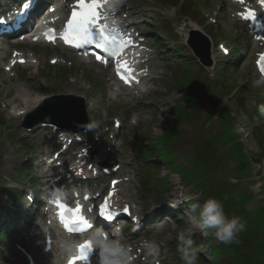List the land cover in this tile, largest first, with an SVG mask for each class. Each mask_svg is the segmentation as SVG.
<instances>
[{"label":"rangeland","instance_id":"374dc122","mask_svg":"<svg viewBox=\"0 0 264 264\" xmlns=\"http://www.w3.org/2000/svg\"><path fill=\"white\" fill-rule=\"evenodd\" d=\"M124 6L143 12L139 30L145 36H157L156 39L161 41V44H156L151 40L150 45L159 56L156 63L161 66L158 71L160 78L148 86L151 91L140 99L141 104L130 97H113L108 88V75L58 50L34 48L35 60L39 61L36 69L19 67L7 75L2 69L6 64L0 66V224L8 221L9 212L6 211L10 208L11 212L14 208L20 212L19 206L30 205L26 197L19 195L15 201H10L8 197L18 188L32 193L31 184L41 175L38 168L41 157L54 151L47 142L48 138L41 137L40 129L27 135L23 132V119L15 118L12 111L16 107L12 100L18 96L17 90L28 89L32 99L74 93L71 96L93 105L88 118L96 135L89 144L97 141L100 129L101 132L108 130L102 142H96L102 143V148L93 146L89 153L101 159L111 151L109 162L117 161L121 165V177L129 181L127 194L130 203L142 218L147 216L141 232L149 231L141 239L153 240L158 250L154 256H149L147 251L143 253L147 256V264H183L177 251L176 235L180 229L192 230L198 255L206 261L205 264H264V117H260L257 110L258 105L264 103V94L261 87L253 86L257 76L251 64L253 50L246 30L243 25L231 21L224 0H185L184 3L174 0H125ZM189 20L211 40L212 50L217 53L210 70L198 64L176 33L182 22ZM148 22L151 25L146 27ZM227 35L230 41L225 37ZM218 44L225 48L227 56L217 51ZM52 58H57L53 67L49 65ZM190 59L192 64L184 61ZM232 60L237 67L229 71V78L223 80L226 75L223 65ZM48 66L51 68L48 69ZM222 82L227 89L233 85L235 97L230 98L232 91L228 93L218 89ZM77 87H81L80 91ZM217 95V111L220 109L221 113L217 115L216 112L212 116L210 110ZM5 104L8 107H4ZM246 110L256 113H252L251 117ZM114 119L120 121L122 128L116 138H111ZM133 122L135 125L131 124ZM175 130L177 138L173 136ZM198 141H202L208 149L205 156L212 159L210 171L203 173L201 163L204 159L197 166H201L198 171L207 177L209 182L206 184L212 192H215L216 181L217 186H229V207L234 211L228 210L227 215L239 216L246 221L245 230L231 244L217 241L212 230H202L199 209H192L193 203L202 204L209 198L198 192L199 184L205 178H189L197 188L195 185L184 187L179 178L181 174L192 176L193 168L188 159L196 157L193 150ZM198 147L203 148L201 145ZM159 151L167 156L166 162L160 159ZM8 159L12 161L8 162ZM144 159H153L154 163L146 165ZM23 168L30 170L32 181L28 177L27 181L21 180ZM256 183H260L261 187L254 192L252 186ZM161 184L167 187L163 188ZM217 191L226 192L222 187H217ZM234 195L238 196L235 200ZM172 197L174 199L168 200ZM212 197L217 198L215 194ZM179 203L178 213L182 221L176 223L172 219L168 223L162 216L155 215L174 213L177 210L168 208V205ZM237 204L245 207L246 216L236 211ZM162 207L167 208L163 210ZM22 227L17 228L19 233ZM252 233L259 237L250 241ZM17 238L12 234L8 241L0 243V264H25L14 255ZM32 239L37 241L41 250V239L38 236ZM141 239H128V246L134 250L138 243L142 244Z\"/></svg>","mask_w":264,"mask_h":264},{"label":"clouds","instance_id":"9594fccd","mask_svg":"<svg viewBox=\"0 0 264 264\" xmlns=\"http://www.w3.org/2000/svg\"><path fill=\"white\" fill-rule=\"evenodd\" d=\"M256 88L264 87V75L259 76L254 82ZM260 117H264V103L258 105ZM234 182V181H233ZM260 183L252 186V191H258ZM192 209H199L200 227L202 230H212L214 238L223 243L231 244L237 240L238 235L246 228V223L239 216L229 217L224 210L223 203L215 198L209 197L202 204L193 203ZM93 247L99 252L101 264H130L131 257L129 248L124 242L122 228L116 225L110 232L103 228H97L90 234ZM177 251L183 264H197L198 248L194 244L191 229H180L177 232ZM143 247L149 256L158 254L153 240L142 241ZM68 255L74 253L77 246L76 241H65L61 245Z\"/></svg>","mask_w":264,"mask_h":264},{"label":"snow or ice","instance_id":"6c2138e0","mask_svg":"<svg viewBox=\"0 0 264 264\" xmlns=\"http://www.w3.org/2000/svg\"><path fill=\"white\" fill-rule=\"evenodd\" d=\"M108 0H78L79 11L72 12V18L68 21V28L65 32L64 39L66 43H71L75 48H83L85 45L94 44L97 48H104L112 42V38L106 35V32H114L115 29L109 28L107 24H97V21L101 18V13L98 9L102 8ZM246 20L251 19L255 22V13L249 12L247 15L241 14ZM2 23V21H0ZM93 28H96V32H93ZM261 72L264 73V56L261 57L260 61ZM107 207V198L105 204L100 206V215L104 216L107 220L113 219V214L111 212L105 213V208ZM125 212L128 211L127 208L124 209ZM79 206L74 210L75 214H79ZM63 221V217H62ZM74 223L83 224L86 227H91L87 224V221L81 216L79 220H73ZM65 227L69 231H75L76 229L65 224ZM83 230V229H80ZM91 252L89 243L80 246L79 259L87 264V255Z\"/></svg>","mask_w":264,"mask_h":264},{"label":"bare ground","instance_id":"6f19581e","mask_svg":"<svg viewBox=\"0 0 264 264\" xmlns=\"http://www.w3.org/2000/svg\"><path fill=\"white\" fill-rule=\"evenodd\" d=\"M115 3H116V1L113 4H111L110 6L106 7L108 14H110L112 16V21L117 23V24H120L122 27H127L129 29H131L132 27H135L137 24L135 21L140 18L138 16H139V14H142L143 12L137 13V12H133L132 10L128 9L127 12L125 13V17L124 18L121 17V19L118 21L115 19V14H116L115 6H114ZM229 6L231 8L236 7V6L235 7L232 6L230 3H229ZM63 10H64L63 7L60 6L57 9V13L61 14V13H63ZM191 32H199V28L190 20L189 21H183L181 26L176 31V33L180 37L183 45H186L187 38ZM256 44H258V43H256ZM255 46H257V45H255ZM128 57H129V60L132 64V66H136V65L141 66V68H139L138 71H143V73H146L148 71L154 72L159 67L157 64H155V60H156L157 56L155 55V52H153L152 50L133 51V52H130L128 54ZM216 58H217V53H215L210 48V59L212 62V66L210 69H212L213 65L215 64ZM17 59H23V58L19 57ZM31 59L32 58L30 57V59L28 60L29 66H31V64H32ZM151 81H152L151 77L149 79H144L143 84L150 83ZM152 83H153V81H152ZM80 89H81V87H77V90L80 91ZM68 91H70V90H68ZM113 93L116 97L117 96H123V97L127 96V93H125L122 90H120V91L119 90H113ZM17 94H18V96L14 97V99L12 100V103L16 104V107H14V110H15V112H18L15 115L18 119H21L23 116H25L31 110H33L38 104L40 105V102L43 99L48 98V96L47 97L46 96H36L35 98L32 99L31 98L32 95L30 94L28 89H25V88L18 89ZM69 94L75 95L74 93H69ZM136 103L141 104L140 98H136ZM85 105H86V109L88 110V112L93 111V106L89 105L86 100H85ZM21 106H23L24 108H21ZM5 107H8V105L5 104ZM7 161L11 162L12 159H8ZM124 183L125 182L118 183L117 187L124 188ZM162 209L164 210L165 207H162ZM130 257H131L130 264H133L134 263L133 257L131 255H130Z\"/></svg>","mask_w":264,"mask_h":264},{"label":"water","instance_id":"95a60500","mask_svg":"<svg viewBox=\"0 0 264 264\" xmlns=\"http://www.w3.org/2000/svg\"><path fill=\"white\" fill-rule=\"evenodd\" d=\"M188 45L201 65L204 67H210L211 62L209 60V50L206 40L196 32H192ZM64 101L71 103L65 106L63 103ZM83 107L81 101L73 98L55 97L46 100L33 114L28 116V118L33 116H37V118L32 122L25 123L24 127L32 128L37 124L44 122L46 117H49L50 124L72 132H77L86 123ZM44 109L49 111L42 112Z\"/></svg>","mask_w":264,"mask_h":264},{"label":"trees","instance_id":"16d2710c","mask_svg":"<svg viewBox=\"0 0 264 264\" xmlns=\"http://www.w3.org/2000/svg\"><path fill=\"white\" fill-rule=\"evenodd\" d=\"M232 68H234V66L231 64V63H229L227 66H225V69H232ZM216 105L215 106H213V108H212V110H210V113L212 114V116L216 113ZM230 131V130H229ZM170 133L172 134V132L170 131ZM174 134V133H173ZM229 136H230V133H229ZM198 144L196 145V147H195V149L193 150L195 153H196V157H192L191 158V160H188V164L190 165V167H192L193 168V173H192V177H202V178H205V179H203V181H202V189H204V192H206V195L207 196H209V197H212L213 196V194H215L216 196H217V199H219L221 202H223V205H224V208H225V211L227 212L228 210H232V211H234L233 210V208L232 207H229V205H230V197H231V195H230V188H229V186L228 185H225V186H217L216 185V182H214V184H215V186H216V188L214 189L215 190V192H212L211 191V188H210V186L208 185V183L206 184V182H209V180L207 179V177L206 176H202L201 174H200V172L198 171L199 169H200V167L202 166V171H203V173H206V169H211L210 168V165H212V159L211 158H209V157H206L205 155H206V153H207V151H208V149H207V147L206 146H204L203 145V143L202 142H197ZM202 146L203 148H199L198 146ZM205 150V153H204V150ZM204 153V154H203ZM163 160H165V159H167V157L165 156V157H163L162 158ZM203 159H204V161H203ZM203 161V162H202ZM202 162V163H201ZM200 163H201V166L200 167H198L197 168V166L198 165H200ZM188 176L187 175H185V174H181V180H182V182H187L188 181ZM219 182H221V181H219ZM227 186H228V188H227ZM231 186V185H230ZM217 187H222V188H224V190L226 191V192H222V193H219L218 191H217ZM202 192H203V190H202ZM208 192H209V194H208ZM241 195V194H240ZM239 195V196H240ZM238 196H235L234 195V200H235V198H237ZM246 198L248 199V197L246 196ZM236 211L237 212H240L241 213V215H243V216H246L247 214H246V211H245V209L240 205V204H237L236 205ZM227 214H228V212H227ZM246 222V221H245ZM249 232H247L246 233V235L248 234ZM255 233H252L251 235H250V241H253L255 238H257L259 235H254ZM5 234H4V232H3V229L1 230V232H0V238L1 239H3V238H5ZM194 244H196L195 242H194ZM234 255H235V250H234ZM235 258V257H234ZM235 259H237V258H235ZM197 260L201 263L202 262V259H199V257H197ZM239 262H240V260H239ZM237 264H239V263H237ZM240 264H243V263H240Z\"/></svg>","mask_w":264,"mask_h":264}]
</instances>
